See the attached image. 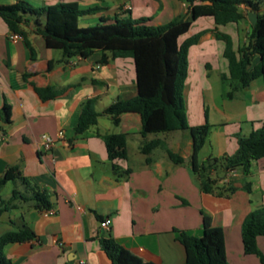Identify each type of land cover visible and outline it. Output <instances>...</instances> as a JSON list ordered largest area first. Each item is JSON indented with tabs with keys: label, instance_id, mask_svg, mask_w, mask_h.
Instances as JSON below:
<instances>
[{
	"label": "crops",
	"instance_id": "1",
	"mask_svg": "<svg viewBox=\"0 0 264 264\" xmlns=\"http://www.w3.org/2000/svg\"><path fill=\"white\" fill-rule=\"evenodd\" d=\"M19 0H0V5ZM43 6L58 0H25ZM258 1V0H257ZM260 3V1H258ZM83 9L98 7L83 15L87 25L100 18H127L137 13L136 5H144L153 13V24H164L187 17L191 5L181 0H79ZM130 6V8H129ZM244 15L237 23L219 25L231 35L235 50L247 44L257 20V11L241 5ZM140 10V12L142 11ZM259 11H264L259 4ZM143 13H147L145 10ZM27 15L20 24L25 37H13L7 23L0 17V109L11 106V121L0 118V176L16 166L20 173L50 195L51 207H35L22 197L10 208L0 207V236L23 227L30 228L35 238L11 242L2 248L11 264H112L100 245V238L112 236L127 248L133 257L145 264H180L186 251L177 239L180 231L201 236L203 214L212 218L214 226L222 227L229 264H262L258 255L246 254L241 226L245 216L264 206V158L252 160L251 171L242 168L221 174L217 186L234 191L223 194L204 192L189 158L193 140L182 142L175 136L173 150L185 158L174 163L160 145L144 154L148 141L159 135L141 133L142 121L137 112H125L119 124L110 115L101 114L96 124L76 134L75 124L83 103L96 99L98 112L118 98L136 95V72L131 57H108L94 51L87 57L64 58L60 49L49 48L38 28L44 18ZM199 22L196 32L192 28ZM212 17L196 19L190 30L180 37L206 30L199 42L188 52L189 73L185 81L184 100L190 126L209 124V132L198 153V159L223 157L238 148L239 136H248L264 123V80L258 77L242 87L228 75V60L223 52L225 42L217 39ZM29 41L32 50L26 44ZM259 57L254 58L257 64ZM53 87L54 98L42 99L36 88ZM227 86L229 89H227ZM194 103L192 107L191 103ZM207 104L205 115L202 103ZM203 119V120H202ZM64 130V135L59 131ZM124 133L128 157L110 160L104 136ZM53 138L52 147L41 152L42 136ZM159 136V137H158ZM147 156L150 162L146 161ZM116 163L123 171L118 176ZM250 183V191L245 182ZM14 189L31 193L20 179L8 181L0 196L9 200ZM110 218L108 229L100 226ZM260 250L263 237L258 238Z\"/></svg>",
	"mask_w": 264,
	"mask_h": 264
},
{
	"label": "trees",
	"instance_id": "2",
	"mask_svg": "<svg viewBox=\"0 0 264 264\" xmlns=\"http://www.w3.org/2000/svg\"><path fill=\"white\" fill-rule=\"evenodd\" d=\"M190 3V14L187 17L176 18L164 24H153L152 18L131 17L118 18L110 22L109 17H101L94 25L81 26L79 18L96 12L98 7L83 9L78 0H58L55 3L33 6L25 0L13 4L0 5V17L4 19L13 33L25 37L20 24L27 15L35 16L37 24L43 17V26L38 28L44 36L49 48L60 49L64 58L76 55L87 57L96 50L103 53L102 62L108 57H131L136 72L137 93L131 98H118L115 102L98 112L96 99L86 100L79 112L75 124L76 134H80L97 123L101 114L110 115L114 124H119L121 115L125 112H137L141 116L144 137L152 133L170 132L174 130H189L193 140L192 153L189 158L192 171L197 175L201 189L207 193H215L220 187L218 179L221 174L237 168H242L244 175L251 171L252 160L264 158V123L254 129L248 136H239L238 148L230 155L223 157H208L198 159V153L209 132V124L190 126L186 116L184 100L185 81L189 73V48L198 43L206 30L187 37L180 42V37L186 34L192 23L203 16L212 17L216 27L213 29L217 39L225 42L223 55L228 60V75L239 82L242 87L262 77L264 80V11H259V2L255 0H181ZM247 5L257 11V20L248 38V43L233 47L230 34L218 29L219 25L237 23L244 17L240 6ZM26 40V39H25ZM26 44L33 49L26 40ZM259 61L254 64V58ZM42 99L56 96L57 91L50 86L36 88ZM0 118L11 121V106L4 104L0 109ZM106 150L110 160H122L128 157L126 134H107L104 136ZM163 143L152 140L142 148L144 154H149L153 148ZM169 158L174 163H183L185 158L166 147ZM147 162L150 157L147 156ZM113 168L118 176L127 175L114 163ZM20 179L30 191L25 193L14 189L9 200L0 196V207L10 208L12 202L20 197L31 200L35 207H51L50 195L46 189H41L23 176L16 166L7 168L0 176V190L8 181ZM246 190L250 191V183L245 182ZM234 187H221L218 194L234 191ZM242 241L246 254H256L264 264V249L260 250L258 238L264 239V206L250 211L243 219L241 226ZM35 233L28 227L17 231H9L0 236V264H11L2 248L11 242H21L35 238ZM177 239L186 251L184 262L180 264H229L226 256L225 235L222 227L214 226L212 218L203 214V234L196 236L186 231H180ZM102 250L112 264H145L136 260L131 252L118 243L112 236L100 238Z\"/></svg>",
	"mask_w": 264,
	"mask_h": 264
},
{
	"label": "rangeland",
	"instance_id": "3",
	"mask_svg": "<svg viewBox=\"0 0 264 264\" xmlns=\"http://www.w3.org/2000/svg\"><path fill=\"white\" fill-rule=\"evenodd\" d=\"M79 1V0H78ZM257 1V0H255ZM260 1V6L262 8H264V0H258ZM146 5H144L143 7V10H142V7H141V4H138L136 5V7H139L136 9L137 13H133V15H131L130 17L133 18V19H138V18H145V17H151L153 16V13H150V11H148L147 7H145ZM140 10H142L140 12ZM146 11L147 13H143V11ZM140 12V14L142 15H138ZM167 23V22H165ZM203 22H199L197 25H195L193 28H192V31L196 32L199 28V25H201ZM79 24L81 26H86L87 23L85 20H83L82 18L80 19L79 21ZM227 89H229V87L227 86ZM192 107H194V103L192 102ZM207 108V104L204 102L202 103V111H201V114L203 115V118H204V115H205V110ZM203 120V119H202ZM152 135H159L161 136L162 138H160L161 142L163 143V146L160 145V148L162 149V152L165 151L166 152V147H168L169 149L173 150V143L175 142L174 138L175 136L178 137V140L180 139V141L184 142L186 141L189 137H190V131L189 130H174V131H170V132H162V133H152ZM158 136V137H159ZM164 153V152H163ZM181 154V153H180Z\"/></svg>",
	"mask_w": 264,
	"mask_h": 264
},
{
	"label": "built area",
	"instance_id": "4",
	"mask_svg": "<svg viewBox=\"0 0 264 264\" xmlns=\"http://www.w3.org/2000/svg\"><path fill=\"white\" fill-rule=\"evenodd\" d=\"M129 8H130V6H129ZM12 36L13 37H21L19 34H16V33H14ZM64 132L65 131L62 129L59 131V134L62 136V135H64ZM42 139H43V141H42V146H41V150H42L41 152L49 150L52 147V143H53V138L50 137L49 135H43ZM110 224H111L110 218H106V219L101 221L100 226L104 229H108L110 227ZM75 264H85V261L80 260Z\"/></svg>",
	"mask_w": 264,
	"mask_h": 264
}]
</instances>
